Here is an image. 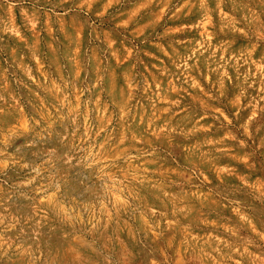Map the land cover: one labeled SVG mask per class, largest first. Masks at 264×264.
Masks as SVG:
<instances>
[{"label":"rangeland","instance_id":"obj_1","mask_svg":"<svg viewBox=\"0 0 264 264\" xmlns=\"http://www.w3.org/2000/svg\"><path fill=\"white\" fill-rule=\"evenodd\" d=\"M0 264H264V0H0Z\"/></svg>","mask_w":264,"mask_h":264}]
</instances>
